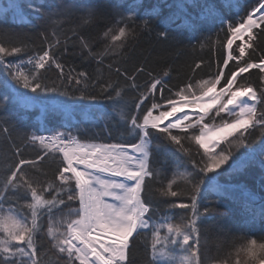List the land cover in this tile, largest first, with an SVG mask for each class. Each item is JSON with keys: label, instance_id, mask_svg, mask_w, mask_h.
<instances>
[{"label": "snow or ice", "instance_id": "6c2138e0", "mask_svg": "<svg viewBox=\"0 0 264 264\" xmlns=\"http://www.w3.org/2000/svg\"><path fill=\"white\" fill-rule=\"evenodd\" d=\"M14 3L10 0L9 7ZM185 3L192 4L193 0H177L178 12L185 11ZM222 4L232 8L234 0H222ZM119 7L114 5L117 31L109 28L104 32L105 36L111 33V46L97 52L87 39L79 37L81 58L95 61L97 72L102 71L105 56L120 55L127 38H135L134 9L138 5L133 3L126 12H120ZM33 10L40 12L37 19L52 24H58L61 17L70 19L77 11L72 5L48 13L36 6ZM158 12L159 8L154 7L147 10V15ZM178 18L173 14L169 21ZM94 19L91 9L82 16L84 24ZM201 19L210 25L207 38L219 24L227 54L218 58L221 63L208 79L193 83L189 77L183 86L171 82V70L167 68L162 75L149 71L152 79L141 85L137 76L114 62L106 67L109 72L115 71L117 79L101 83L100 76L63 63L51 51L53 45L44 33L41 35L48 50L42 54H28L26 45H6L3 41L10 37L0 33V89L11 93L22 108L41 105L62 110L68 117L61 128L48 129V135L25 133L14 124L0 121V137L10 140L15 132L26 146L38 149L35 158H24L17 146L18 162L0 173V264H59L58 257L56 261L45 259L39 250L45 218L47 238L54 253L66 257L63 264H133L130 247L134 237L146 239L149 233L150 252L146 253L145 264H204L199 246L201 225L203 215L211 209L201 210L202 200L208 193L224 196L228 189L218 182L219 176L255 163L257 155L264 168V50L254 43L264 35V0H258L235 22L220 15L214 5L203 8ZM140 26L148 32L153 30L148 19L140 21ZM157 36L169 39L167 30ZM236 40L241 41L236 49L239 55L233 51ZM119 41L123 42L117 45ZM9 56L26 59L7 61ZM230 61H235L231 67ZM25 63L31 66L30 71L21 70ZM204 63L201 59L191 71L203 70ZM52 67L58 75L49 82L41 70ZM253 69L259 73L258 87L238 79ZM135 72L143 73L145 69L137 67ZM119 77L125 83L121 84ZM95 88H99V94L88 91ZM105 100L112 102L118 112L122 129L118 137L113 140L106 123V137L96 133L85 138L80 129L72 130L70 108L76 102H83L91 112L102 110ZM6 102L7 95L0 98V105ZM95 119H104L102 111ZM240 148L246 151L236 157L235 150ZM166 150L179 154L183 161L165 184L166 172L153 163V158ZM46 157L58 164L53 176L42 180L40 162ZM177 179L183 184L179 190L174 188ZM161 203L164 212H160ZM177 209L184 211L178 213ZM259 215L264 218V204L260 205ZM241 239L237 253L244 254L247 264H264V235L259 241ZM236 264H240L238 259Z\"/></svg>", "mask_w": 264, "mask_h": 264}, {"label": "trees", "instance_id": "16d2710c", "mask_svg": "<svg viewBox=\"0 0 264 264\" xmlns=\"http://www.w3.org/2000/svg\"><path fill=\"white\" fill-rule=\"evenodd\" d=\"M257 2L258 0H234V6L226 8L222 0H193L192 4H184L185 11L178 12L177 0H15L11 8L9 7L10 0H0V33H8L10 37V39L6 38L3 43L26 45L28 54L37 52L42 54L44 50H48V43L41 35L44 33L48 37V42L53 45L51 51L63 63L78 71L86 70L94 77L100 76L101 83L117 79L115 71L109 72L106 67L108 62H114L115 65L126 68L129 73L137 76V83L141 85L152 79L148 75L149 71L154 75H162L167 68L171 70V82L183 86L188 82L189 77L193 79V83L196 79H208L215 72L217 64L221 63L218 58L227 54L223 47L226 43L225 34L219 32V24L212 28L211 37L207 38L210 25L206 20L201 19L203 8L214 5L220 15L235 22L250 11ZM133 3L138 5L134 9L136 12L135 38H127V46L121 50L120 55L105 56V65L101 66V72H97L95 61H91L90 58L88 61L81 58L82 45L79 37L87 39L95 51L102 52L106 46H111L113 43L111 33L105 36L104 32L109 28L117 31L115 21L118 16L114 5L119 4V11L126 12ZM66 5H72L77 11L70 19L58 18L60 20L58 24L37 19L40 12L33 10V6H36L44 13H48L63 9ZM154 7H158L159 12L147 15V10ZM81 9L84 11L81 12ZM88 9L94 12L95 19L89 24H84L82 16L86 15ZM173 14H177L180 18L175 22H170L169 17ZM143 19L151 22L153 29L151 32L140 26V21ZM163 30L168 31L169 39H161L157 36V33ZM122 42L115 43L119 45ZM201 43H204L203 48L200 47ZM254 43L258 49L264 50V35H261L260 39ZM254 58L258 61L259 55L256 54ZM5 59L15 62L26 59V57L9 56ZM201 59L205 62L202 65L203 70H196L193 73L191 69ZM234 63L235 61H230L229 67ZM137 67H143L145 72L137 74L135 72ZM41 71L42 74L47 75L49 82L58 75L55 67ZM258 76V70L253 69L238 79L258 87ZM119 80L121 84L125 83L123 77H119ZM127 83L130 84L131 81ZM88 91L99 94V88ZM5 95H7V102L0 105V121H5L9 125L14 124L16 128L25 133L36 132L48 135V129L61 128L68 120L64 111L54 110L51 107L35 105L22 108L13 101L11 93L0 89V98ZM159 95L157 93L156 97L159 98ZM125 99H130V97H125ZM67 103L72 105L73 102L68 101ZM70 111L73 113L72 130L80 129L82 137L87 138L96 133H100L101 137H106L107 134L103 131L105 123L111 131L113 140L121 134L118 112L114 110L110 101H104L102 110L92 109L91 112L84 107L83 102H76ZM101 111L104 119H95L101 115ZM86 116L91 118L86 120L84 119ZM2 126L3 124H0V127ZM17 146L21 149L24 158H35L38 149L34 150L30 145L26 146L15 132L10 140L0 137V173L12 163L18 162L15 151ZM255 147L259 146L255 145ZM245 151L244 148L236 149L235 156L239 157ZM178 155L171 150H166L159 152L153 158V163L157 167H162L166 172L165 184L167 180L173 179V170L183 161V158H178ZM260 159L257 155L255 163L239 171L219 176L218 182L228 189L226 194L218 198L217 194L208 193L202 200L201 210L204 207L211 209L203 215L201 225L199 246L200 257L204 264H236L237 259L242 261L244 258L243 253H237V249L243 243L241 237L256 238L259 241L264 235V218L259 215L260 205L264 204V168L260 166ZM57 164L58 161L47 157L41 161V172L39 173L41 179L51 178L57 169ZM180 187H183V184L177 179L174 188L179 190ZM156 198L157 201L161 200L158 193H156ZM5 207L8 205L5 204ZM164 211L165 207L161 203L160 212ZM176 211L179 213L184 210L177 209ZM46 228L47 218L44 221L45 231L41 234L43 243L39 250L45 259L51 257L53 261H56L58 257L59 264H63L66 257L54 253L47 238ZM146 242L148 248H146ZM150 243L151 233L146 239L143 236L134 237L130 247V259L133 264H145L146 253L150 252ZM245 263L246 261L240 262V264Z\"/></svg>", "mask_w": 264, "mask_h": 264}, {"label": "rangeland", "instance_id": "374dc122", "mask_svg": "<svg viewBox=\"0 0 264 264\" xmlns=\"http://www.w3.org/2000/svg\"><path fill=\"white\" fill-rule=\"evenodd\" d=\"M10 5V4H9ZM257 15H259V13H257ZM243 39L244 40H247V36L246 35H244L243 36ZM241 41L240 40H236L235 42H234V44H233V51H235V53H236V55H239V53H238V51L236 50L237 49V46L239 45V43H240ZM21 70L22 71H30L31 70V66H27V64L25 63L24 65H22L21 66ZM219 87V86H218ZM185 111H188L187 109L185 110ZM177 115H183V113H181V112H178L177 113ZM171 119H175V117H173V118H171ZM163 234V233H162ZM238 260H240V259H238ZM242 261H246V263L245 264H247V258L244 256V258H242ZM242 261H240V262H242Z\"/></svg>", "mask_w": 264, "mask_h": 264}, {"label": "water", "instance_id": "95a60500", "mask_svg": "<svg viewBox=\"0 0 264 264\" xmlns=\"http://www.w3.org/2000/svg\"><path fill=\"white\" fill-rule=\"evenodd\" d=\"M167 122V121H166Z\"/></svg>", "mask_w": 264, "mask_h": 264}]
</instances>
